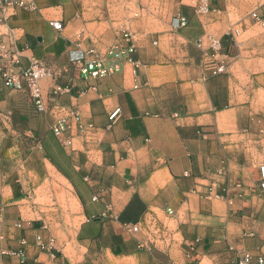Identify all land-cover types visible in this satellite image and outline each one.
Listing matches in <instances>:
<instances>
[{
    "label": "crops",
    "instance_id": "obj_1",
    "mask_svg": "<svg viewBox=\"0 0 264 264\" xmlns=\"http://www.w3.org/2000/svg\"><path fill=\"white\" fill-rule=\"evenodd\" d=\"M6 1L24 3H0V35L20 52L14 71L43 61L57 77L40 81L41 112L26 91L0 79V191L10 192L0 200L7 222L1 253L24 250L23 264H43L34 240L42 225L22 217L13 188L22 178L39 186L53 173L78 206L71 218L79 219L81 251L136 264H234L244 251L252 264L264 259V51L255 46L264 39L237 38L254 23H233L227 0L212 1L207 14L195 13V0H181L185 26L171 20L152 31L138 18L130 32L140 63L136 80L123 60L119 71L85 81L69 58L121 41L125 13L100 17L85 0ZM54 20L60 30L50 25ZM208 35L220 41L222 73L203 67ZM70 80L56 108L50 90ZM69 110L80 122L68 119L71 145L62 146L51 127ZM22 147L27 155L19 165ZM4 258L20 264L16 255Z\"/></svg>",
    "mask_w": 264,
    "mask_h": 264
},
{
    "label": "rangeland",
    "instance_id": "obj_2",
    "mask_svg": "<svg viewBox=\"0 0 264 264\" xmlns=\"http://www.w3.org/2000/svg\"><path fill=\"white\" fill-rule=\"evenodd\" d=\"M85 1L88 9L97 11L100 17L103 13L104 15L109 13L110 18L114 19L125 13L127 22L121 26L120 32L124 29L131 32L137 28L138 18L141 20L140 25L147 27L148 30H160L166 26V23L171 22L174 16L182 14L179 8L182 5L181 0ZM212 1L215 0H209L210 8ZM227 2L233 5L234 12L231 15L233 23L243 20H247V22L251 20L254 23L248 31L244 32L239 29L237 38L255 36L264 39V27L252 17V14L255 13L264 18V0H227ZM262 43L255 46H260L261 51H264V40ZM19 142L21 144L24 141L20 140ZM15 154L20 159L19 165H21L27 151L16 149ZM16 184L17 187L13 188V191L18 190L21 196L19 201L23 207L22 217L24 219H39L38 221L42 225L40 233L46 239L53 237L55 240L53 249L41 250L45 254L43 264H136V261L132 258L110 257L104 254L95 255L94 253L81 251L77 247L74 230L79 223V219L75 217L72 220L71 214L76 213L78 206L72 198L70 187L62 178L49 173L44 183L39 186L24 182L23 178ZM7 197H10L9 190H1L0 200ZM1 206L0 236L3 234L2 225L7 223L6 220L2 219ZM17 222L20 224L22 222L21 218ZM3 241L4 238L1 239L0 237V245ZM51 254H53V257ZM4 256L5 254L0 251V264H7L4 263Z\"/></svg>",
    "mask_w": 264,
    "mask_h": 264
},
{
    "label": "built area",
    "instance_id": "obj_3",
    "mask_svg": "<svg viewBox=\"0 0 264 264\" xmlns=\"http://www.w3.org/2000/svg\"><path fill=\"white\" fill-rule=\"evenodd\" d=\"M0 3H5L9 5H19L22 6L24 3L20 2H7L6 0H0ZM30 7H33L32 3H28ZM211 8L209 5V0H195L194 11L198 14H207L210 12ZM252 17L256 19L264 27V18L253 13ZM188 23L186 16L178 14L174 16L172 24L175 27H183ZM50 25L55 30H60L62 28L61 21L54 20L50 21ZM208 50L205 54L203 60V67L206 71L214 74L222 73L225 69L223 59L220 57V41L219 39H214L211 36H207ZM125 43V44H123ZM135 51V45L132 40V35L128 30L121 31V41L114 43L108 47L105 51L100 52L95 47H90L85 51H81L69 58L70 63H72L80 72L83 80H97L103 78L109 74L115 73L120 70L122 61H126L130 64L131 74L136 80L137 70L140 63L133 58V53ZM20 52L13 48V45L4 40L2 35H0V79L4 87L13 90H24L26 91L30 98L32 99L35 109L39 112L44 110V102L42 98V92L40 87V81L44 78L55 79L57 74L46 62L43 61H33L24 69L17 72L14 71L15 65L19 63ZM72 81L66 85H61L59 83H54L50 90V98L55 104V99L58 95L69 92L71 90ZM137 87V84L134 85ZM90 88L95 89L96 85H91ZM68 115L60 116L56 119L51 127L53 134L59 138L62 146L71 145V140L67 133L70 128L69 118H72L75 122H80V115L75 110H69ZM120 113V109L116 108L111 111L108 115L110 123H113ZM216 196V193L214 194ZM167 214L171 215L173 211L168 209ZM129 230L136 231L138 228L136 225H127ZM35 243L40 250H51L54 248L55 240L53 237L44 238L42 234H37L34 237ZM22 244H25L22 241ZM5 255H16L18 257L19 263L23 264L26 261V253L24 250L19 251H6L3 252ZM53 257V254H51ZM256 264H264V259L262 257H257L255 259ZM234 264H252V256L248 252H242Z\"/></svg>",
    "mask_w": 264,
    "mask_h": 264
}]
</instances>
